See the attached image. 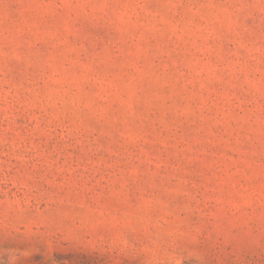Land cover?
Returning a JSON list of instances; mask_svg holds the SVG:
<instances>
[{
    "label": "rangeland",
    "instance_id": "obj_1",
    "mask_svg": "<svg viewBox=\"0 0 264 264\" xmlns=\"http://www.w3.org/2000/svg\"><path fill=\"white\" fill-rule=\"evenodd\" d=\"M0 264H264V0H0Z\"/></svg>",
    "mask_w": 264,
    "mask_h": 264
}]
</instances>
